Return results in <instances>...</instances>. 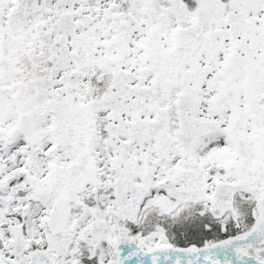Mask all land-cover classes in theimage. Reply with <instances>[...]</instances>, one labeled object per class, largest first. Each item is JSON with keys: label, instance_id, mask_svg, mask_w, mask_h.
<instances>
[{"label": "snow or ice", "instance_id": "snow-or-ice-1", "mask_svg": "<svg viewBox=\"0 0 264 264\" xmlns=\"http://www.w3.org/2000/svg\"><path fill=\"white\" fill-rule=\"evenodd\" d=\"M0 264H264V0H0Z\"/></svg>", "mask_w": 264, "mask_h": 264}]
</instances>
